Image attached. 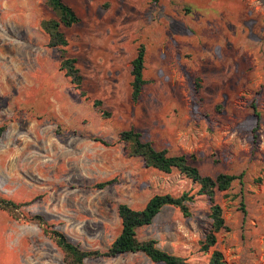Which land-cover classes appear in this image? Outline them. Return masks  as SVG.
<instances>
[{
	"label": "rangeland",
	"instance_id": "obj_1",
	"mask_svg": "<svg viewBox=\"0 0 264 264\" xmlns=\"http://www.w3.org/2000/svg\"><path fill=\"white\" fill-rule=\"evenodd\" d=\"M64 2L78 18L62 32L84 96L47 47L40 24L55 17L44 1L0 0V195L27 204L23 215L42 216L82 250L103 253L120 233V204L141 210L154 195L199 190L176 170L128 156L118 135L134 129L156 150L194 155L203 176L243 173L215 195L225 229L214 249L224 264H264V0ZM140 45L146 84L134 102ZM106 181L113 184L94 188ZM208 214L207 198L196 195L190 216L165 207L136 237L208 264ZM86 263L153 264L141 253ZM0 264L65 262L40 227L0 211Z\"/></svg>",
	"mask_w": 264,
	"mask_h": 264
},
{
	"label": "trees",
	"instance_id": "obj_2",
	"mask_svg": "<svg viewBox=\"0 0 264 264\" xmlns=\"http://www.w3.org/2000/svg\"><path fill=\"white\" fill-rule=\"evenodd\" d=\"M45 6L54 14V19L42 21L40 27L47 36V47L56 49L60 54L61 71L69 78L70 83L76 90L84 96L81 91L82 78L76 67V60L66 56L68 45L62 28H70L78 22L75 12L65 4L64 0H43ZM157 2L158 0H151ZM145 62V47L140 45L136 55L131 62V98L135 102L139 99L142 87L146 84L143 79ZM95 107H100L101 102L95 101ZM254 115L259 120V114L255 111V105L251 104ZM5 131V126L0 127V136ZM94 141L109 146L102 139ZM118 142L123 143L124 150L130 157H140L144 165L164 174H170L176 170L191 180L199 187L196 195L205 196L209 202L210 230L201 242V250L210 254L208 264H224L221 252L215 250L217 235L225 229L223 212L221 207L215 202L216 193L226 192L233 182L241 181L243 173L239 175H229L220 173L215 177L203 176L193 165L197 161L194 155L170 156L165 149L156 150L151 143L143 142L140 134L134 129L125 130L119 133ZM113 184V181L98 183L95 189L101 190ZM192 193H182L175 197L172 195H154L141 210H133L126 204L117 207V216L120 221V233L112 241L107 250L103 253L98 251H85L73 244L69 239L52 226H48L40 215H23L20 209L27 204H17L0 195V211L5 212L17 221L33 223L40 227L43 233L59 248L63 255L65 264H88L86 260L92 257L113 258L127 253H141L153 264H190L186 259L169 254L156 246L153 240L139 241L136 231L139 228L151 224L152 220L165 207L178 209L182 215L190 216V204L194 202Z\"/></svg>",
	"mask_w": 264,
	"mask_h": 264
}]
</instances>
